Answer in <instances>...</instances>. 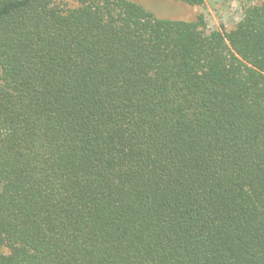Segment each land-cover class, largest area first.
Segmentation results:
<instances>
[{
  "label": "trees",
  "instance_id": "16d2710c",
  "mask_svg": "<svg viewBox=\"0 0 264 264\" xmlns=\"http://www.w3.org/2000/svg\"><path fill=\"white\" fill-rule=\"evenodd\" d=\"M241 8L206 34L150 0H0V264H264V0Z\"/></svg>",
  "mask_w": 264,
  "mask_h": 264
},
{
  "label": "rangeland",
  "instance_id": "374dc122",
  "mask_svg": "<svg viewBox=\"0 0 264 264\" xmlns=\"http://www.w3.org/2000/svg\"><path fill=\"white\" fill-rule=\"evenodd\" d=\"M251 1L254 0H204L202 7L186 8L179 15H176L177 10L173 9L175 5H170L168 0H150L154 12L157 11L158 14H162L166 11L170 15H176L175 19L193 21L198 14H202L206 23L203 31L206 34L216 31L220 26L225 28L233 26L241 17V6Z\"/></svg>",
  "mask_w": 264,
  "mask_h": 264
}]
</instances>
